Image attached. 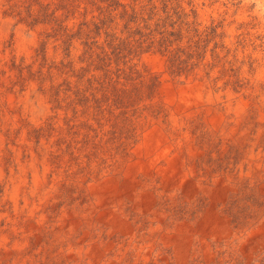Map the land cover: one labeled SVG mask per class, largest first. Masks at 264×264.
Returning <instances> with one entry per match:
<instances>
[{
	"label": "rangeland",
	"instance_id": "obj_1",
	"mask_svg": "<svg viewBox=\"0 0 264 264\" xmlns=\"http://www.w3.org/2000/svg\"><path fill=\"white\" fill-rule=\"evenodd\" d=\"M0 172V264H264V0H0Z\"/></svg>",
	"mask_w": 264,
	"mask_h": 264
},
{
	"label": "bare ground",
	"instance_id": "obj_2",
	"mask_svg": "<svg viewBox=\"0 0 264 264\" xmlns=\"http://www.w3.org/2000/svg\"><path fill=\"white\" fill-rule=\"evenodd\" d=\"M10 25H9V22H4L3 23V25H2V28L4 29V30H7L8 29V27H9ZM22 31V30H21ZM21 31H19L18 32V37H19V39H20V41H23L22 40V33H21ZM27 45V44H26ZM191 97V96H190ZM184 98H186V97H184ZM184 100V99H183ZM41 101V100H40ZM29 105V104H28ZM33 107V106H32ZM1 173V172H0ZM2 174V173H1Z\"/></svg>",
	"mask_w": 264,
	"mask_h": 264
}]
</instances>
